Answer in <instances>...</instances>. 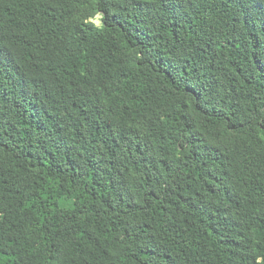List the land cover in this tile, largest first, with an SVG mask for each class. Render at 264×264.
Segmentation results:
<instances>
[{"label": "trees", "instance_id": "trees-1", "mask_svg": "<svg viewBox=\"0 0 264 264\" xmlns=\"http://www.w3.org/2000/svg\"><path fill=\"white\" fill-rule=\"evenodd\" d=\"M0 264H264V0H0Z\"/></svg>", "mask_w": 264, "mask_h": 264}, {"label": "rangeland", "instance_id": "rangeland-1", "mask_svg": "<svg viewBox=\"0 0 264 264\" xmlns=\"http://www.w3.org/2000/svg\"><path fill=\"white\" fill-rule=\"evenodd\" d=\"M97 24H100V18L99 15L96 16V18L93 19Z\"/></svg>", "mask_w": 264, "mask_h": 264}]
</instances>
